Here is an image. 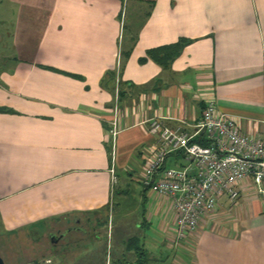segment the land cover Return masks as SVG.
Masks as SVG:
<instances>
[{
  "label": "crops",
  "instance_id": "1",
  "mask_svg": "<svg viewBox=\"0 0 264 264\" xmlns=\"http://www.w3.org/2000/svg\"><path fill=\"white\" fill-rule=\"evenodd\" d=\"M179 43L166 66L148 58ZM207 101L264 137V0H0V237L86 222L88 244L66 245L79 264H160L168 251L170 264H264L251 180L180 243L169 202L140 183L147 122L192 135ZM184 166L180 153L164 162Z\"/></svg>",
  "mask_w": 264,
  "mask_h": 264
},
{
  "label": "built area",
  "instance_id": "2",
  "mask_svg": "<svg viewBox=\"0 0 264 264\" xmlns=\"http://www.w3.org/2000/svg\"><path fill=\"white\" fill-rule=\"evenodd\" d=\"M193 129V134L188 135L181 124L171 128L159 119L147 122V133L154 144L140 183L169 202L174 213L173 243L189 237L199 220L215 211L222 197L234 203L240 182L251 180L264 197V137L258 140L240 133L235 121L219 112L213 101L205 102ZM108 134L113 141L116 131L112 128ZM200 136L206 145L192 142ZM175 153L182 155L185 166L164 168L166 158ZM109 173L114 188L117 182L112 167ZM28 264L52 262L43 259Z\"/></svg>",
  "mask_w": 264,
  "mask_h": 264
},
{
  "label": "rangeland",
  "instance_id": "3",
  "mask_svg": "<svg viewBox=\"0 0 264 264\" xmlns=\"http://www.w3.org/2000/svg\"><path fill=\"white\" fill-rule=\"evenodd\" d=\"M131 204H134L133 200L129 201L127 206H130ZM98 219H100L103 223V226L106 227L105 232H107V228L110 229V231L112 230L111 227L113 219L111 218L109 212H106L102 216H98ZM87 225L88 223L85 222V225L80 224L79 227L83 229ZM63 232L64 230L62 228L60 229L59 227L57 231L52 227L48 228L42 225H37L15 235L0 237V258L4 264H28L43 259H49L52 264H58V262L61 261L58 260V257L61 258V255H63V259L61 258L62 263L79 264L80 258L77 257L79 252L76 253V250L72 249L68 250L66 245L68 244V241L73 243L75 240H79V242L83 244L87 242L83 241L84 237L76 231L74 233H68L57 243H50L48 238L49 235H53V239L56 240L58 235L62 234ZM104 236L106 240V235ZM52 247H54L55 250H53ZM106 249L105 257L108 259L109 251L107 247ZM168 254L170 255L171 253L168 251L165 254V257H161L162 261H160V264L171 263V255L168 258ZM106 259L105 263L107 261ZM91 264H100V262L99 260L95 259Z\"/></svg>",
  "mask_w": 264,
  "mask_h": 264
},
{
  "label": "trees",
  "instance_id": "4",
  "mask_svg": "<svg viewBox=\"0 0 264 264\" xmlns=\"http://www.w3.org/2000/svg\"><path fill=\"white\" fill-rule=\"evenodd\" d=\"M179 45L180 43L173 46L172 49L165 48L161 50L159 49L151 50L148 52V58L161 66H166L167 63L177 55L179 51V47H180ZM162 50H168V51L162 52ZM192 142H196L197 144H200L202 146L206 145V142L203 140L202 136L198 137L197 139H194V141ZM53 250H55V248H53ZM34 262H37V261H34Z\"/></svg>",
  "mask_w": 264,
  "mask_h": 264
},
{
  "label": "water",
  "instance_id": "5",
  "mask_svg": "<svg viewBox=\"0 0 264 264\" xmlns=\"http://www.w3.org/2000/svg\"><path fill=\"white\" fill-rule=\"evenodd\" d=\"M71 230L75 231V230H79L82 231L80 229H67L62 235H60L59 237L56 238V240H54V236L53 235H49L48 238L50 240V243H57L65 234H67L68 232H70ZM0 264H4L3 261L0 258Z\"/></svg>",
  "mask_w": 264,
  "mask_h": 264
},
{
  "label": "flooded vegetation",
  "instance_id": "6",
  "mask_svg": "<svg viewBox=\"0 0 264 264\" xmlns=\"http://www.w3.org/2000/svg\"><path fill=\"white\" fill-rule=\"evenodd\" d=\"M71 229H80V228H79V227H74V228H71ZM80 230H82V229H80ZM65 231H66V230H65ZM65 231H64V232H65ZM76 231H79V230H76ZM64 232H63V233H64ZM63 233H62V234H63ZM62 234H60V235H62ZM60 235H58V237H59ZM65 236H66V234H65L62 238H64Z\"/></svg>",
  "mask_w": 264,
  "mask_h": 264
}]
</instances>
